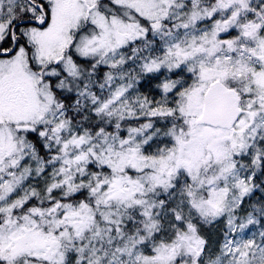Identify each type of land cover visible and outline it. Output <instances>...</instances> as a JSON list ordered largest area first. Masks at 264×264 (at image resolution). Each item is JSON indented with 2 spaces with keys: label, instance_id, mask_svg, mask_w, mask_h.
<instances>
[{
  "label": "snow or ice",
  "instance_id": "6c2138e0",
  "mask_svg": "<svg viewBox=\"0 0 264 264\" xmlns=\"http://www.w3.org/2000/svg\"><path fill=\"white\" fill-rule=\"evenodd\" d=\"M0 264H264V0H0Z\"/></svg>",
  "mask_w": 264,
  "mask_h": 264
}]
</instances>
